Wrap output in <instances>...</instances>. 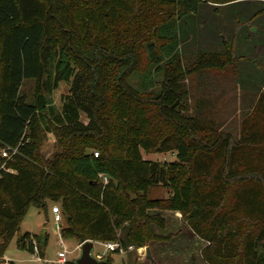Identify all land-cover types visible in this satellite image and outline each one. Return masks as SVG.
Masks as SVG:
<instances>
[{
    "label": "trees",
    "instance_id": "obj_1",
    "mask_svg": "<svg viewBox=\"0 0 264 264\" xmlns=\"http://www.w3.org/2000/svg\"><path fill=\"white\" fill-rule=\"evenodd\" d=\"M83 1L0 0V150L16 151L11 159L0 155V259L27 210L52 202L60 204L65 218L61 237L78 244L120 242L143 248L166 241L169 236L159 237L151 229L163 228L164 220L148 212L177 211L206 243L200 251L205 264H264V125L259 129L244 123L234 140L228 133L206 132L200 122L183 114L185 77L223 69L232 61L230 52L200 53L189 69L175 56L168 58L159 89L143 98L128 83L142 61L140 41L122 37L114 15L123 0H94L110 23L112 39L80 27L77 13ZM158 1L172 6V25L161 29L166 39L174 24L197 14L203 2L217 3ZM159 48L170 51L167 44ZM147 53L159 71L163 60L154 43ZM28 80L36 85L31 102L20 91ZM60 83H70V90L55 114L45 97ZM114 94L149 105L162 123L179 133L160 140L133 137L130 146L114 156ZM48 135L55 137L61 152L45 161L35 151ZM140 150L172 153L175 160L168 165L145 160ZM98 175H105L107 183ZM157 186L169 190L170 197L150 198L149 190ZM239 221L255 226L244 231ZM33 241L24 233L17 247L33 255ZM37 257H44L40 245ZM105 260L110 264V258Z\"/></svg>",
    "mask_w": 264,
    "mask_h": 264
},
{
    "label": "rangeland",
    "instance_id": "obj_2",
    "mask_svg": "<svg viewBox=\"0 0 264 264\" xmlns=\"http://www.w3.org/2000/svg\"><path fill=\"white\" fill-rule=\"evenodd\" d=\"M213 1L217 3L203 2L197 14L177 21L174 30L169 33L170 39L163 38L165 32L161 31L163 27L165 29L172 25L173 12L169 3L158 0H123L115 7L114 15L118 17V30L122 37L140 41L142 61L128 83L143 98L159 89L168 58L175 56L185 69H189L200 53L223 56L225 49L230 52L232 61L223 69H206L185 77L183 85L187 100L183 114L200 122L206 132L228 133L234 140H238L244 123L248 126L257 125L259 129L264 125V0H237L229 3H221L224 0ZM102 10L94 0H84L77 13L79 25L83 30L112 39V28L102 16ZM153 43L163 60L159 71L148 58L147 46ZM162 44L168 45V53L159 51ZM69 90L70 83H60L56 90L45 97L47 106L55 114L60 113L61 98L69 94ZM20 91L31 102L36 93L35 82L24 81ZM111 109L114 120L111 152L114 156L120 155L129 147L133 137L160 140L167 134L179 133L174 127L162 123L149 105H136L114 94L111 97ZM81 120L86 123L83 115ZM35 152L46 161L61 152V146L56 143L53 135H48ZM139 154L142 159L164 165L175 160L172 153L145 154L140 150ZM149 197L166 199L170 197V191L157 186L149 190ZM228 200L227 195L226 208ZM53 204L60 208L59 203L47 202L44 208L30 207L27 210L17 233L6 247L4 257L8 261L2 257L0 264H58L57 253L63 250L57 244L58 239L64 245L67 262H73L79 257L76 241L64 239L60 232L58 234L53 231L54 220L50 211ZM239 223L244 231L252 230L255 226L246 221ZM59 225H65L63 214ZM30 232L39 237L44 233V259H36V255L32 256L18 249V236ZM101 245H94L92 255H101L95 257L97 259L110 258V264H125L124 259L129 258L128 253H136L137 260L144 257V247H134L135 251L122 256L118 253H106ZM230 263L233 264L234 260ZM135 264H139V261Z\"/></svg>",
    "mask_w": 264,
    "mask_h": 264
},
{
    "label": "crops",
    "instance_id": "obj_3",
    "mask_svg": "<svg viewBox=\"0 0 264 264\" xmlns=\"http://www.w3.org/2000/svg\"><path fill=\"white\" fill-rule=\"evenodd\" d=\"M148 214L149 215L158 214L164 220L163 228H158L155 225L151 226L153 233L162 238L168 236L170 237L166 241L151 242L149 244L148 247L150 249L151 256L154 260L153 264H205L203 260L200 258V251L206 245V243L200 240L199 238H197L191 232V230L182 221L180 213L151 210L148 212ZM53 231L56 232L55 224L53 225ZM29 234L37 240V243H39V239H40L39 236L31 232ZM96 243L99 242H94L93 245H95ZM99 244L101 245L102 243ZM77 247H78V243L76 242V248ZM128 254H129V258L127 260L124 259L125 264H135L136 261L137 262L139 261V264L146 263L145 261L142 260V258H139L137 260L136 253H128ZM32 256H34V254ZM100 256L101 255L99 254L95 255V257H100ZM35 258L38 259L37 256H35ZM6 260L8 261V259ZM102 260H104V258ZM126 261H128V263H126Z\"/></svg>",
    "mask_w": 264,
    "mask_h": 264
},
{
    "label": "built area",
    "instance_id": "obj_4",
    "mask_svg": "<svg viewBox=\"0 0 264 264\" xmlns=\"http://www.w3.org/2000/svg\"><path fill=\"white\" fill-rule=\"evenodd\" d=\"M15 153H16V151L14 149L9 148V147H4V148H2L0 150V155L4 159H9L10 155L11 154H15ZM93 156L97 157L98 154L94 153ZM98 179L103 184L107 183V177L105 175H98ZM51 214H52V217H53V220H54V224H55V227H56V232L59 234V232H60V230L62 228V227L59 228V226H58L60 221L62 220V213H61L60 208L57 205L53 204L51 206ZM57 244L63 248L62 251H59L57 253V263L58 264H66V262H67V258H66L67 253L64 250V245H63V243H62V241L60 239L57 240ZM81 244H78V247H77L78 249H79V246ZM102 245H103L104 250L106 252L118 253V254H120L122 256L125 255L128 252L136 250L132 245L124 246L120 242H108V243H102ZM38 246H39V243H37V241H33V252H34V255H36V256H37V252H38Z\"/></svg>",
    "mask_w": 264,
    "mask_h": 264
},
{
    "label": "water",
    "instance_id": "obj_5",
    "mask_svg": "<svg viewBox=\"0 0 264 264\" xmlns=\"http://www.w3.org/2000/svg\"><path fill=\"white\" fill-rule=\"evenodd\" d=\"M254 32V29L251 30ZM61 228V225H58ZM44 232V231H43ZM44 233L40 236L39 245L43 249V239ZM93 241H85L79 246L80 255L79 257L73 261V264H105L106 260L97 259L92 255V250L94 247ZM143 261L149 262L150 264L154 263V260L151 256V252L148 246L144 247V257L142 258ZM45 264V263H43Z\"/></svg>",
    "mask_w": 264,
    "mask_h": 264
}]
</instances>
